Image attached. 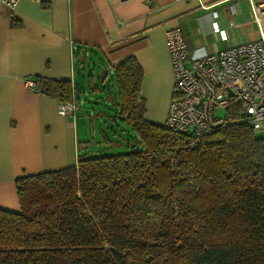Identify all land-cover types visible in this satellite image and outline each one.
<instances>
[{
  "label": "trees",
  "instance_id": "trees-1",
  "mask_svg": "<svg viewBox=\"0 0 264 264\" xmlns=\"http://www.w3.org/2000/svg\"><path fill=\"white\" fill-rule=\"evenodd\" d=\"M10 24L21 26L13 15ZM111 69L136 144L17 176L19 209L0 206V264H264V135L236 104L191 146L144 117L133 56ZM33 79L37 92L70 101V79Z\"/></svg>",
  "mask_w": 264,
  "mask_h": 264
},
{
  "label": "crops",
  "instance_id": "crops-1",
  "mask_svg": "<svg viewBox=\"0 0 264 264\" xmlns=\"http://www.w3.org/2000/svg\"><path fill=\"white\" fill-rule=\"evenodd\" d=\"M218 1L206 8L198 0H16L12 7L0 1V206L19 209L17 176L73 165L77 155L124 139L113 125L121 119L111 83L112 66L124 58L141 67L144 117L164 122L173 89L167 29L181 28L190 53L258 37L248 0ZM12 15L19 28L11 27ZM214 21L227 39L213 30ZM259 25L264 29V12ZM35 75L75 78L79 109L83 97L88 104L85 117L60 115L55 97L26 88L23 79Z\"/></svg>",
  "mask_w": 264,
  "mask_h": 264
},
{
  "label": "built area",
  "instance_id": "built-area-1",
  "mask_svg": "<svg viewBox=\"0 0 264 264\" xmlns=\"http://www.w3.org/2000/svg\"><path fill=\"white\" fill-rule=\"evenodd\" d=\"M12 7L16 0H0ZM203 8L212 0H198ZM226 0H219L222 2ZM252 20L258 25V37L233 43L213 52L190 53L178 26L166 30V42L173 73V89L163 124L188 137L193 146L202 136L225 122L230 105L242 109L254 131H264V29L259 25L264 0H248ZM217 16L216 11L213 12ZM232 23V20L229 21ZM221 39L227 33L213 22ZM72 97L59 102L58 113L71 115L79 110L74 78H70ZM26 88L38 91L33 78H24ZM219 106L224 116L215 114Z\"/></svg>",
  "mask_w": 264,
  "mask_h": 264
},
{
  "label": "rangeland",
  "instance_id": "rangeland-1",
  "mask_svg": "<svg viewBox=\"0 0 264 264\" xmlns=\"http://www.w3.org/2000/svg\"><path fill=\"white\" fill-rule=\"evenodd\" d=\"M111 83H112L113 91H116L115 81L111 80ZM82 97H83V95H80V98H82ZM85 98L86 97H83V101L81 102L82 103V107H81V103H80V109L75 113L77 115H83V117H85V114L82 113V112H84V109L88 105L85 102ZM110 100H111L112 104L111 103L107 104V110H108V113H110V117L114 118V117H117L118 114L116 115V113L114 111L111 112L110 110H111V107H113V105L116 104V101L113 98H110ZM225 113H226V108L224 106H219L215 110V114L219 115V116H224ZM117 122H118L119 125L118 124H113L114 128H116L118 133L124 132V135H123L124 139H120L119 140L117 138L116 142L112 143L111 145L104 144L103 141L101 139H99L100 142L103 143V145H100L98 151H96L97 154H106V153L126 151V150L130 149L132 146H134L136 144V140H134V137L136 136L135 132L129 127V125L124 120H118L117 119ZM105 129L106 128H104V130ZM123 129H124V131H123ZM125 129H128L129 132L127 133L125 131ZM96 130H97L96 134L98 135V129H96ZM257 133L260 134V135H264V131H258ZM128 134H131V135H128ZM79 145L81 146L80 142H79ZM80 152L81 151H80V148H79V153ZM81 154H83V153H81Z\"/></svg>",
  "mask_w": 264,
  "mask_h": 264
},
{
  "label": "water",
  "instance_id": "water-1",
  "mask_svg": "<svg viewBox=\"0 0 264 264\" xmlns=\"http://www.w3.org/2000/svg\"><path fill=\"white\" fill-rule=\"evenodd\" d=\"M218 126H220V125L219 124L215 125V127H218Z\"/></svg>",
  "mask_w": 264,
  "mask_h": 264
}]
</instances>
